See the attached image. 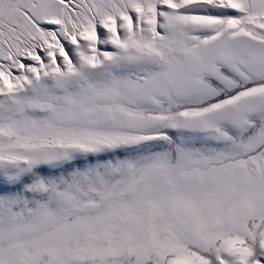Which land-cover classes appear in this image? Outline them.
Returning a JSON list of instances; mask_svg holds the SVG:
<instances>
[{"label": "snow or ice", "instance_id": "1", "mask_svg": "<svg viewBox=\"0 0 264 264\" xmlns=\"http://www.w3.org/2000/svg\"><path fill=\"white\" fill-rule=\"evenodd\" d=\"M0 264H264V0H0Z\"/></svg>", "mask_w": 264, "mask_h": 264}]
</instances>
